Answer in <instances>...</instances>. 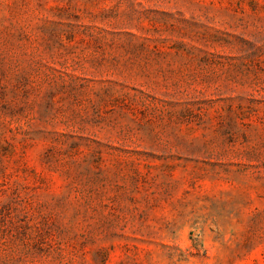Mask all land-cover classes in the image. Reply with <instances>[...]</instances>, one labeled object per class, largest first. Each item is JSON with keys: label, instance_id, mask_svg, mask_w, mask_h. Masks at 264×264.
I'll use <instances>...</instances> for the list:
<instances>
[{"label": "rangeland", "instance_id": "rangeland-1", "mask_svg": "<svg viewBox=\"0 0 264 264\" xmlns=\"http://www.w3.org/2000/svg\"><path fill=\"white\" fill-rule=\"evenodd\" d=\"M0 264H264V0H0Z\"/></svg>", "mask_w": 264, "mask_h": 264}]
</instances>
